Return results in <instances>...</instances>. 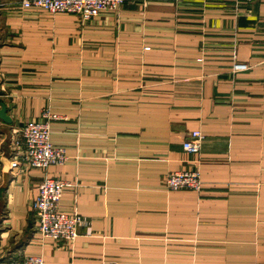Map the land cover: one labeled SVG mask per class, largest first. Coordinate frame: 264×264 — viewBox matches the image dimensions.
<instances>
[{
  "label": "crops",
  "instance_id": "crops-1",
  "mask_svg": "<svg viewBox=\"0 0 264 264\" xmlns=\"http://www.w3.org/2000/svg\"><path fill=\"white\" fill-rule=\"evenodd\" d=\"M22 2L0 0V264H264V0H148L89 22ZM45 109L66 165L11 172L13 130ZM194 131L200 154L183 148ZM194 171L200 192L165 189ZM45 177L84 219L72 244L38 232Z\"/></svg>",
  "mask_w": 264,
  "mask_h": 264
},
{
  "label": "built area",
  "instance_id": "built-area-1",
  "mask_svg": "<svg viewBox=\"0 0 264 264\" xmlns=\"http://www.w3.org/2000/svg\"><path fill=\"white\" fill-rule=\"evenodd\" d=\"M148 0H23L25 7H38L49 13L70 14L79 17L83 22H89L104 13L118 12L125 3L147 2ZM165 1V0H159ZM180 1V0H169ZM253 2L254 0H239ZM247 64H236L234 71L248 70ZM59 116L49 109L43 111L37 122H31L22 128L15 129L11 138V172L35 168L46 170L51 166H64L68 161L67 150L55 147L51 140V123ZM204 135L200 131L191 132L183 144L186 152L200 154ZM2 152L0 151V166ZM69 184L49 177H45L39 186V194L34 202L35 221L38 232L43 238L56 242L72 244L78 234V227L84 223L79 214H68L61 210L60 204L64 191ZM165 189L180 191L192 189L202 190L201 174L194 172H175L170 174L165 182ZM9 264H46L41 256L24 257L13 260Z\"/></svg>",
  "mask_w": 264,
  "mask_h": 264
},
{
  "label": "water",
  "instance_id": "water-1",
  "mask_svg": "<svg viewBox=\"0 0 264 264\" xmlns=\"http://www.w3.org/2000/svg\"><path fill=\"white\" fill-rule=\"evenodd\" d=\"M0 119L7 124H12V120L7 114V107L4 104H2L0 108Z\"/></svg>",
  "mask_w": 264,
  "mask_h": 264
}]
</instances>
